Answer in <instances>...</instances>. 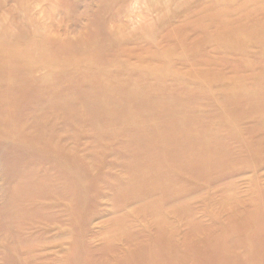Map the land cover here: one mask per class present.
Wrapping results in <instances>:
<instances>
[{
    "label": "rangeland",
    "instance_id": "374dc122",
    "mask_svg": "<svg viewBox=\"0 0 264 264\" xmlns=\"http://www.w3.org/2000/svg\"><path fill=\"white\" fill-rule=\"evenodd\" d=\"M6 31L16 51L28 37L50 49L79 43L71 57L90 69L101 58L102 64L169 67L171 81L192 89L264 86V0H0V36ZM233 36L235 44L225 45ZM99 38L107 45L96 46L94 56ZM48 54L47 64L57 61L59 48ZM85 103L77 102L74 117L65 121L40 114L41 137L26 109L12 118L0 115V264H264V129L257 111L242 112L236 132L244 140L231 141L237 158L221 179L177 183L181 194L168 201V191L148 192L123 218L110 188L69 170L78 164L81 173L90 168L95 174L93 160L104 157L112 163L105 176L129 175L117 166L128 158L117 150L126 148L112 143L114 151L97 157L98 145L109 143L97 141ZM197 103L210 120L220 105L206 98ZM18 114H26L21 122ZM58 134L72 137L52 140ZM59 141L71 152L61 161L50 146ZM169 168L164 164L160 173ZM71 198L80 201L75 218L64 212ZM42 200L48 206L41 207ZM40 208L58 213L47 219ZM41 222L61 227L46 229Z\"/></svg>",
    "mask_w": 264,
    "mask_h": 264
},
{
    "label": "bare ground",
    "instance_id": "6f19581e",
    "mask_svg": "<svg viewBox=\"0 0 264 264\" xmlns=\"http://www.w3.org/2000/svg\"><path fill=\"white\" fill-rule=\"evenodd\" d=\"M233 34L236 35L237 32L235 34L234 30ZM6 36L7 31L0 36V115L12 118L16 111L20 113L19 109H26V120H31L30 125H34L37 137H41L43 123L40 114L63 118L65 121L74 117L77 102L81 106L86 101L85 108L92 113V116H88V121L98 128L94 133L97 141L109 143L98 145L97 157L102 159L100 151L105 149L114 151V147L110 146L112 143L126 148L127 151L117 150L128 156L127 160L117 166L129 175L126 178L105 176L104 167L112 163L104 157L102 161L93 160L97 164L95 174L90 168L81 173L78 164L70 166L69 170L72 174H80L84 180L92 176V181L110 188L108 190L113 191L111 200L119 208L118 212L123 211V218L127 217L124 211L141 201L148 192L168 191V201L181 194L179 190H175L177 183L184 187L189 179L201 182L221 179L237 158L235 151L231 149V141L244 140L243 134L236 132L243 117L242 112L257 111L258 123L264 129V86L260 82L255 91H251V87L231 83L219 93L208 88L192 89L179 81H171L168 78L169 67L151 65L133 68L126 63L115 64L113 61H104L102 64L100 58L99 64L93 59V68L90 69L71 57L74 50L79 49V43L73 45L70 41L51 49L40 44L44 46L40 50V45L32 37H28L27 41L24 40L26 44L18 45L19 49L16 51L14 45L10 49L11 41ZM22 36L27 37L25 34ZM234 38L236 37L233 36L225 45L235 44ZM94 42L92 55L97 56L100 50L96 46L101 45L104 49L102 44L107 45V40L99 38L94 39ZM261 43L264 46V40ZM65 46L73 50L67 52ZM56 48H59L58 60L47 64L44 57ZM157 54L158 52L151 55L149 62L155 61ZM163 55L167 56L165 53ZM45 66L50 67L51 72L43 75L35 73V70ZM153 79L157 80L152 81ZM144 81L147 82L143 83ZM175 86H180V89ZM203 98L220 103L211 120L205 116V112L197 109V102ZM221 100L226 105L223 106ZM22 115H17L19 122L18 117L21 118ZM218 119L221 122L216 123ZM53 130L58 132L55 127ZM69 137L72 136L61 137L58 134L52 140H65ZM50 146L56 151V158L60 161L71 156L69 145H62L61 141ZM67 149L70 154L63 155L62 151L68 154ZM166 163L170 165L169 170L160 173L161 167ZM153 176L155 182L151 180ZM107 177L113 181L109 182ZM67 189L70 193L74 191L71 185ZM182 195L184 197L186 194L182 192ZM79 202L71 198L64 212L75 218L74 209ZM40 203L41 207L49 204L45 200ZM39 210L44 212L47 219L58 213L50 208ZM42 224L46 229L61 227L57 224Z\"/></svg>",
    "mask_w": 264,
    "mask_h": 264
}]
</instances>
